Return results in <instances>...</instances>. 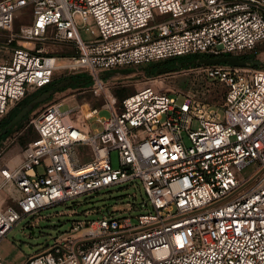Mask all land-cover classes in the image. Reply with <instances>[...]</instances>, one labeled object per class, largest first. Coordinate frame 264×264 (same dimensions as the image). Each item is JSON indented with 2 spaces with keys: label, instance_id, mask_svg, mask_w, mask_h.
I'll return each instance as SVG.
<instances>
[{
  "label": "built area",
  "instance_id": "obj_1",
  "mask_svg": "<svg viewBox=\"0 0 264 264\" xmlns=\"http://www.w3.org/2000/svg\"><path fill=\"white\" fill-rule=\"evenodd\" d=\"M28 5L32 21L14 33L17 11ZM157 14L169 16L157 22ZM46 41L77 54L58 65L65 58L46 50ZM256 52H264V0H0V119L51 85L58 68L88 69L103 101L83 123L74 118L80 105L62 110L57 101L25 124L38 136L21 148L18 166L0 167L2 185L16 192L13 202L0 203V264L2 239L25 216L34 215L35 225L45 207L136 180L146 192L144 212L125 214L137 208L128 203L73 220L24 264H264V66L192 63L228 86L216 109L153 84L119 101L104 78L176 56ZM94 115L100 130L87 124ZM80 144L92 149V160H81ZM252 163L257 168L246 177Z\"/></svg>",
  "mask_w": 264,
  "mask_h": 264
},
{
  "label": "rangeland",
  "instance_id": "obj_2",
  "mask_svg": "<svg viewBox=\"0 0 264 264\" xmlns=\"http://www.w3.org/2000/svg\"><path fill=\"white\" fill-rule=\"evenodd\" d=\"M33 8L31 5L20 8L13 25V32L18 33L24 24L32 21ZM169 14H157L156 21L160 22L165 20ZM153 22V21H152ZM25 43V41H20ZM45 49L50 53L56 54L61 58L60 60H67V57L77 54V49L74 46L65 45L62 43H54L46 41ZM264 66V61L261 64ZM150 69V71H148ZM164 69L157 65H147L145 67H129L114 72H106L104 78L108 79V84L111 87L113 94L122 100L123 97L134 93L138 88L146 84H153L160 90H166L173 95L177 96L179 100L182 99L186 93L194 94L197 98L202 100L211 108H219L224 103V96L228 90L226 83L221 81L211 82L203 73H200L192 63L186 64L179 69L161 70ZM76 72V77L85 78L86 81L76 82L72 80L73 73ZM53 87L57 82L61 85L68 87L62 93L54 94L44 102L35 106V108L28 113L25 118L16 128L19 132L14 137V131L8 130L0 136V151L3 153L9 151L11 148L17 146L18 149L26 145L29 141L38 136V132L31 125L25 128V124L29 119L42 111L47 105L53 102L61 101V109L67 110L75 105H80V112H75L74 118L77 123H82L84 113L90 106H101L102 98L94 95L93 87V74L86 68H78L75 70L58 68L53 75ZM37 91L30 93L24 99L18 101L11 113L14 116L35 96ZM83 115V116H82ZM99 115L107 118L110 115L108 109L101 107ZM90 124L93 129L100 130L103 124L98 120V115L90 118ZM14 138L13 141H11ZM190 143V141H188ZM77 152L83 162L92 160L95 157L94 152L87 144H80L77 146ZM5 154V153H4ZM2 156V155H1ZM0 156V161L2 160ZM112 162L115 167H119L118 151L113 150L111 153ZM1 163V162H0ZM257 165L252 163L246 166L242 172L246 177L251 176L256 170ZM1 173V172H0ZM2 175V174H1ZM136 185L128 186L124 183L112 185L110 187H103L99 190L92 191L79 195L75 198L68 199L65 202L57 203L40 210V214L46 215L45 218L39 219L35 225L30 224L34 215L30 214L21 219L15 224L8 232L10 240L14 241L18 247L26 254L31 255L42 249L47 241L50 243L61 232L67 231L72 226L73 220L98 218L102 213H107L108 208L112 205H122L127 207L128 203L137 205V208L125 212L133 216L144 212L146 209V192L139 180H136ZM144 202V203H143ZM137 203V204H136ZM71 208H76L79 213H69ZM90 208H101L102 211L86 216L84 211ZM20 262V259L17 261Z\"/></svg>",
  "mask_w": 264,
  "mask_h": 264
},
{
  "label": "crops",
  "instance_id": "obj_3",
  "mask_svg": "<svg viewBox=\"0 0 264 264\" xmlns=\"http://www.w3.org/2000/svg\"><path fill=\"white\" fill-rule=\"evenodd\" d=\"M68 87H64L63 89H58L54 94L62 93L65 91ZM53 94V95H54ZM90 118L87 119V124L92 128L90 124ZM83 123V122H82ZM5 153V154H4ZM1 156V163L0 167L3 164H7L8 166L15 167L18 166L21 163L22 157L20 149H18L17 146L11 148L9 151H5ZM3 176L0 173V203L6 204L13 202L12 194L16 193L14 191V187L12 184L8 183L5 185H2ZM2 246V252L5 257L6 264H24L28 255H26L19 247L18 245L10 240V238L5 236L1 241ZM20 259V262L17 261Z\"/></svg>",
  "mask_w": 264,
  "mask_h": 264
},
{
  "label": "water",
  "instance_id": "obj_4",
  "mask_svg": "<svg viewBox=\"0 0 264 264\" xmlns=\"http://www.w3.org/2000/svg\"><path fill=\"white\" fill-rule=\"evenodd\" d=\"M263 61H264V52H256L247 58H242L240 56L230 55V54H223L213 57L208 56V57H204L201 60V63H204L206 65L228 64V65L246 66L249 64H262ZM55 92L56 89L54 87H51L50 89L43 91L42 93L34 97L7 123L6 129H11L15 124L20 122L24 118V116H26L36 105L50 98ZM4 131L5 129L2 132ZM47 243L48 241L46 242V244Z\"/></svg>",
  "mask_w": 264,
  "mask_h": 264
},
{
  "label": "trees",
  "instance_id": "obj_5",
  "mask_svg": "<svg viewBox=\"0 0 264 264\" xmlns=\"http://www.w3.org/2000/svg\"><path fill=\"white\" fill-rule=\"evenodd\" d=\"M254 54V53H253ZM252 55V53L251 54H243V55H241V57L242 58H247V57H249V56H251ZM204 58V56L203 55H199V54H191V55H184V56H176V57H174V58H169V59H166V60H163V61H160V62H157V63H154V64H151V65H157L158 67H162V68H164V69H167V70H173V69H179V68H181L182 66H184V65H186V64H189V63H194V62H196V61H201L202 59ZM255 65H257V64H255ZM148 71H150V69H148ZM75 79V81L76 82H83V81H86V79L85 78H82V77H76V76H74V75H72V80H74ZM53 84H54V82L51 84V85H48L47 87H44V88H42V89H40V90H38L37 92H36V94H35V96H37V95H39L40 93H42L43 91H46V90H48V89H50L51 87H53ZM66 85H64V86H62L61 85V82H57L55 85H54V88L56 89V90H60V89H63L64 87H65ZM53 96V95H52ZM51 96V97H52ZM27 97V96H26ZM50 97V98H51ZM35 108V107H34ZM33 108V109H34ZM32 109V110H33ZM31 110V111H32ZM30 111V112H31ZM29 112V113H30ZM28 116V115H27ZM27 116H24V118L20 121V122H18L17 124H15L11 129H13V128H15V127H17L19 124H21V122L23 121V120H25V118L27 117ZM14 117V114H12L11 112L10 113H8L6 116H4L3 118H1L0 119V136H3L4 134L3 133H5V132H7L8 130H11V129H6V125H7V123L12 119ZM5 129V131L4 132H2L3 130Z\"/></svg>",
  "mask_w": 264,
  "mask_h": 264
},
{
  "label": "bare ground",
  "instance_id": "obj_6",
  "mask_svg": "<svg viewBox=\"0 0 264 264\" xmlns=\"http://www.w3.org/2000/svg\"><path fill=\"white\" fill-rule=\"evenodd\" d=\"M58 65H62L63 64V60H58Z\"/></svg>",
  "mask_w": 264,
  "mask_h": 264
}]
</instances>
